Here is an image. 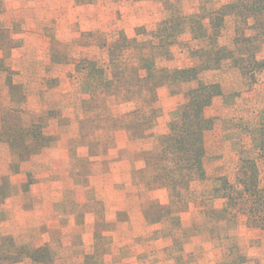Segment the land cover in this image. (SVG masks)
Wrapping results in <instances>:
<instances>
[{
	"label": "rangeland",
	"instance_id": "obj_1",
	"mask_svg": "<svg viewBox=\"0 0 264 264\" xmlns=\"http://www.w3.org/2000/svg\"><path fill=\"white\" fill-rule=\"evenodd\" d=\"M96 1L69 0L70 10L62 11L61 0H1L0 136L2 120L16 115L46 141L21 160L0 140V240L11 237L31 250L18 264H264V230L227 204L216 177L201 179L192 171L186 184L169 186L161 167L146 166L143 150L135 159L145 168L133 179L145 192H167L166 203L149 200L144 213L155 226L164 224L153 238L165 231L162 246L168 251L139 255L145 259L140 262L126 252L138 247L128 228L119 230L129 237L122 235L111 249L113 237L104 232L113 225L105 221L99 227L94 221L95 243L89 237L83 240L90 231L85 228L93 225L86 215L90 207L79 206L84 200L93 201L87 190L96 187L105 194L112 185L121 186L109 171L115 133L125 130L134 143L154 149L188 100L184 90L197 85H175L176 70L213 58L212 64L217 62L218 67L209 70L216 71L212 78L204 77L208 71L200 75L202 81L220 83L223 89L217 135L227 154L215 158L212 167H223L221 161L230 167L228 162L239 160L240 152L244 158L260 159L264 144V99L239 102L248 86L240 67L245 56L234 47L236 18L224 10L234 0H153L164 10L157 17H148L143 0H126L133 9L131 22L125 23V13L119 10L110 24L93 28L91 5ZM66 15L72 18L65 19ZM253 33L250 30L249 35ZM21 40L23 49H19ZM36 41L40 47L34 45ZM254 49L263 59L264 42L255 43ZM203 51L211 53L203 55ZM17 53L21 62L9 60ZM258 85L264 88V71ZM163 91L179 98L176 109V101L164 99ZM133 109H145L147 116L154 117L144 139L133 138L125 127ZM162 126L166 130L158 132ZM36 146H30L29 152ZM64 146L69 148L68 159L63 157ZM96 164L100 167H93ZM226 175L235 182V171ZM141 196V200L148 197ZM97 203L101 217L114 215L113 205ZM117 215L125 218V212ZM72 219L77 227L71 226Z\"/></svg>",
	"mask_w": 264,
	"mask_h": 264
},
{
	"label": "trees",
	"instance_id": "obj_2",
	"mask_svg": "<svg viewBox=\"0 0 264 264\" xmlns=\"http://www.w3.org/2000/svg\"><path fill=\"white\" fill-rule=\"evenodd\" d=\"M224 10L236 18L234 47L245 56L240 67L248 79V86L240 96L245 98L244 94L251 92L254 96H260L264 88L255 86L258 85L259 74L264 71V58L259 59L254 44L264 42V0H234ZM250 30L254 32L252 35H249ZM233 50H230L231 54L235 53ZM210 53L202 52L203 55ZM212 60L215 61L214 58ZM212 60L207 63L201 61L200 66L179 69L173 74L172 81L177 86L183 87L193 82L197 85L184 90L188 100L178 108L177 119L169 123L168 133L158 138L154 149L143 151L141 156L147 167H161L163 177L172 187L186 184L187 175L192 171L197 172L201 179L208 177V171L214 172L210 176L221 182L227 204L237 210L236 213L245 215L254 226L264 230V184L261 170L264 167H260V159L264 158V144L258 155L260 159L244 158V153L240 152L239 160L228 162L230 167H225L222 161L223 167H212L215 158L223 159L222 155L227 154L217 139L220 119L219 109L214 105L216 100L221 101L223 89L220 83H208L200 78L203 72L218 67L217 62L212 64ZM144 110L133 109L128 113L125 127L133 138H146L147 132L153 127L154 117L147 116ZM12 120L18 125L11 126ZM2 122L0 140L8 143L14 156L24 160L44 146L41 143L46 141V137L35 135L36 132L32 131V127L30 130L22 118L9 115ZM30 139H34L32 144ZM35 144L37 146L29 152V147ZM226 171H235L236 177L234 175L235 179L232 178L235 182L231 183L225 177ZM3 197H7L5 192ZM30 252L28 247L18 245L14 238L3 237L0 240V264H18Z\"/></svg>",
	"mask_w": 264,
	"mask_h": 264
},
{
	"label": "crops",
	"instance_id": "obj_3",
	"mask_svg": "<svg viewBox=\"0 0 264 264\" xmlns=\"http://www.w3.org/2000/svg\"><path fill=\"white\" fill-rule=\"evenodd\" d=\"M61 1H62V4H60L59 6H62V11L70 10L69 7L72 5H69V0H61ZM125 1L126 0H123V1L97 0L95 4H92L91 10L94 12V21L92 23L93 28L102 27L104 22H107L106 23L107 25L110 24V21L108 20L111 19V22H112L113 21L112 17H114L119 10L125 13V16H124L125 23L131 22L134 18L133 9L129 8L128 2H125ZM66 3H67V6H69L68 8H66ZM50 4L53 5L54 2H51ZM142 5L145 6L147 11H149L147 14L148 17L150 15L152 16L154 15L153 17H157L158 13H161V11L163 10V7L160 6V4H156L153 0L151 3H149V1L147 0L146 1L143 0ZM0 7H1V0H0ZM51 9H54V8H51ZM0 13H1V8H0ZM68 18L71 19L72 17L70 15L69 16L66 15L65 19H68ZM106 18H107V21L105 20ZM0 23H1V14H0ZM36 42L37 43H34V45L40 47L38 45V41ZM20 44L21 45L19 49H23L22 40ZM29 44L30 43H28L27 41L25 42L26 46H28ZM15 49L16 48H14L12 51H16ZM3 58H4V52L1 48V38H0V77H1V60ZM9 60H11L14 63L21 62V58L18 53L15 55L11 54V58ZM214 72L216 71H212V72L208 71L203 74H204V77L206 78H212ZM258 87L262 88L259 85L255 86V88H258ZM245 91H243V93ZM163 94H164V97H163L164 99H170V100L176 101V103H174V108L176 109V107L180 104L179 98L177 97L174 98L168 92L166 93V91H163ZM244 95L249 96V97L241 98L239 102H243V103L244 102L245 103L255 102L258 99H264V93L261 96H254L252 92L249 94L245 93ZM0 96H1V80H0ZM246 98H249V100ZM25 105L26 104L22 105L23 108H25ZM214 105L218 107L219 109V106L221 105V101L216 100ZM170 106L168 108H170ZM0 107H1V103H0ZM163 124L166 126V120L165 122H162V125ZM218 129L219 128H217V131L220 132ZM165 130L166 129L163 126L157 129L158 132H163ZM115 134L116 135H115L114 145L108 153V156H110V159H111V164H110L111 170L109 171L113 174V176L117 180L121 182V186L112 188L113 187L112 185V187H110L105 194H102L101 192L102 190L99 191L96 187L94 188L91 187L87 190L93 194V201L90 203L88 199L84 200L83 202H81V204L79 203L80 204L79 206L84 207L88 205L90 207L89 210L86 211V215L91 216L93 225L89 226V228H85V231L86 230H90V231L87 232L86 235H83L82 238L85 241V239L89 237L95 243V237H96L97 231L93 229L94 221L96 222L98 227H99V223L104 222V221L112 223L111 225H113V228H111V230L109 231L104 232V234L109 235L111 238L113 237L114 243H113V246L111 247L112 249L113 247H116L118 245L117 240L122 239V235H126L125 233L124 234L120 233L119 229L128 228L129 231H132V235H131V237H133L132 240L136 238V245H138V247L137 249L133 248V250H131L130 249L131 247H129L126 249V252L133 253L132 255H134V258H137L140 262L141 260L144 262L145 259L143 258L140 259L139 255L148 254V253L159 255V253H166L168 251V247L164 245L162 246V244L166 243L165 238H164L165 231H163L161 235L159 233V236L157 235L156 238H153L154 232L160 231L161 227H163L164 224H161L162 225L161 227L160 225L159 227L155 226V224L153 222H150V220L146 217L144 213V210H145L144 206L145 204H147V201L149 200L150 201L160 200L161 203H166V200L168 198L167 192L164 189H158V190H152V191L145 192V190L141 186H139L133 179L135 172L142 171L145 168V163L142 161H137L135 159V156L138 153H140L142 150L143 151L148 150L149 146L134 143L133 141L129 139V136L125 130H118ZM62 153H63V157L65 156L64 158L68 159L69 148L64 146V148H62ZM82 154L86 155V152L83 150ZM93 167H100V165L96 164ZM213 173L208 171V177L211 178L210 175H212ZM123 193H124V196H122ZM143 193L145 194L147 193L148 197L144 200L143 199L141 200L140 197H142L141 195H143ZM130 195H133V196H131L129 199H135L137 200V203H135V201H131L126 198V197H129ZM149 195L151 196V198H149ZM160 197L162 199H159ZM101 201L103 202L106 208L109 205L114 206L111 210L114 211L113 214L115 216L113 215L109 217L108 215L107 216L104 215V217H101L99 215L96 205H98L97 202H101ZM131 207H133V209ZM190 209L192 210V208ZM123 212H125V218L122 220L118 219L117 213L121 214ZM71 226L77 227L76 220L74 219L71 220ZM126 237H129V236L126 235ZM125 244L126 245L130 244V242H127Z\"/></svg>",
	"mask_w": 264,
	"mask_h": 264
}]
</instances>
